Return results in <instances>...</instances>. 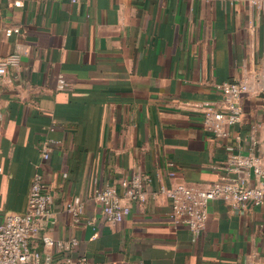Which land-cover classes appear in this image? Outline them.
<instances>
[{
  "label": "crops",
  "instance_id": "0c3cea01",
  "mask_svg": "<svg viewBox=\"0 0 264 264\" xmlns=\"http://www.w3.org/2000/svg\"><path fill=\"white\" fill-rule=\"evenodd\" d=\"M11 25L19 31L6 35ZM13 54L0 76V222L24 211L37 170L55 219L30 244L54 259L264 264V204L209 200L192 239L171 222L170 200L153 193L221 180L230 151L264 161V0H0V58ZM239 78L248 84L241 120L216 136L197 106L218 105V84ZM133 173L151 178L144 202L123 194L119 182ZM106 185L130 205L118 222L92 197ZM75 195L78 220L65 209ZM42 234L78 243L58 251Z\"/></svg>",
  "mask_w": 264,
  "mask_h": 264
},
{
  "label": "built area",
  "instance_id": "2783aa9c",
  "mask_svg": "<svg viewBox=\"0 0 264 264\" xmlns=\"http://www.w3.org/2000/svg\"><path fill=\"white\" fill-rule=\"evenodd\" d=\"M78 2L79 0H70ZM258 4V0H249ZM18 4V1L14 2ZM16 25L4 28L6 35L17 33ZM17 55L0 58V76L7 72V64ZM65 85L64 78L59 76L58 87ZM222 99L218 105L206 102L197 107L201 112L204 129L216 136L228 135V127L241 120L242 106L240 100L248 90L247 82L242 79L225 80L218 84ZM1 117V115H0ZM51 143L59 140L48 139ZM48 151L42 150V157L48 158ZM223 168L227 175L210 185L187 184L177 182L170 186H160L153 192L164 194L170 200L169 217L174 225H185L195 239L204 229L207 218L209 200L220 198L235 209H247L250 204H264V161L260 155L230 151ZM2 167L0 166V171ZM230 173H235L231 175ZM254 178L255 182H251ZM151 181L148 174L133 173L120 180L123 194L131 201L144 202L147 199V187ZM93 199L100 204L101 212L110 221L122 220L130 211V205L122 201V197L112 185L96 187L92 192ZM51 194L44 189L40 171H34L23 212H11L0 222V264H88L86 256L71 257L64 255L54 259L49 253H41L31 247L32 238L38 236L44 223L54 221L51 210ZM74 220H78L83 211V200L75 195L65 204ZM93 220H88L91 223ZM41 240L46 247H55L58 251L71 250L78 243L77 239H56L42 234ZM251 264H257L252 262Z\"/></svg>",
  "mask_w": 264,
  "mask_h": 264
}]
</instances>
